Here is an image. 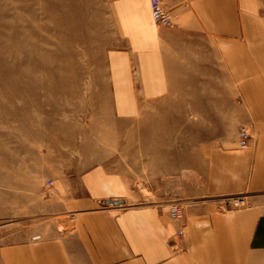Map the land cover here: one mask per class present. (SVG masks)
I'll return each mask as SVG.
<instances>
[{
  "label": "crops",
  "instance_id": "1",
  "mask_svg": "<svg viewBox=\"0 0 264 264\" xmlns=\"http://www.w3.org/2000/svg\"><path fill=\"white\" fill-rule=\"evenodd\" d=\"M162 2L170 26L151 0L111 3L104 107L27 176L36 223L14 264H264L263 0ZM239 194L250 205L227 208Z\"/></svg>",
  "mask_w": 264,
  "mask_h": 264
},
{
  "label": "rangeland",
  "instance_id": "2",
  "mask_svg": "<svg viewBox=\"0 0 264 264\" xmlns=\"http://www.w3.org/2000/svg\"><path fill=\"white\" fill-rule=\"evenodd\" d=\"M112 2L0 0V264H14L4 253L35 226L20 202L33 195L26 178L36 162L61 148L65 126L83 125L85 112L104 107L107 54L117 39ZM52 185L45 181L42 196ZM245 200L240 207L250 205Z\"/></svg>",
  "mask_w": 264,
  "mask_h": 264
},
{
  "label": "built area",
  "instance_id": "3",
  "mask_svg": "<svg viewBox=\"0 0 264 264\" xmlns=\"http://www.w3.org/2000/svg\"><path fill=\"white\" fill-rule=\"evenodd\" d=\"M151 13L154 22L163 25H172V17L170 12L164 6L162 0H151ZM250 132L246 126H242L239 129L237 146L240 149H245L250 146ZM245 197L228 196L225 198V205L227 208L240 207L245 205ZM168 213L170 217L176 221L183 220L185 216L184 208L179 203H172L169 205ZM184 234L183 229H180L177 235L182 236Z\"/></svg>",
  "mask_w": 264,
  "mask_h": 264
},
{
  "label": "water",
  "instance_id": "4",
  "mask_svg": "<svg viewBox=\"0 0 264 264\" xmlns=\"http://www.w3.org/2000/svg\"><path fill=\"white\" fill-rule=\"evenodd\" d=\"M109 202H113V203H115V204H118V203H120L119 201H112V200H110Z\"/></svg>",
  "mask_w": 264,
  "mask_h": 264
}]
</instances>
